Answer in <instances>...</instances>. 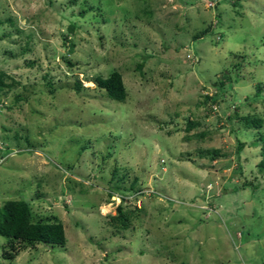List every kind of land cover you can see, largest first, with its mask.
I'll return each instance as SVG.
<instances>
[{
	"label": "rangeland",
	"instance_id": "374dc122",
	"mask_svg": "<svg viewBox=\"0 0 264 264\" xmlns=\"http://www.w3.org/2000/svg\"><path fill=\"white\" fill-rule=\"evenodd\" d=\"M263 134L264 0H0V264H264Z\"/></svg>",
	"mask_w": 264,
	"mask_h": 264
},
{
	"label": "trees",
	"instance_id": "16d2710c",
	"mask_svg": "<svg viewBox=\"0 0 264 264\" xmlns=\"http://www.w3.org/2000/svg\"><path fill=\"white\" fill-rule=\"evenodd\" d=\"M207 32H201L195 35L196 38L203 37ZM97 87L104 90L105 95L114 101L124 102L126 99V90L122 80V75L114 71L109 74L108 77H98L95 80ZM242 121L245 124H251V126L259 130L262 127L261 120H254L253 118L244 117ZM196 124L192 121L188 122L187 129L191 130ZM256 143L259 145L260 160L256 164L258 173L262 174L264 178V134L258 136ZM244 146L240 143L238 145V153ZM211 159H215L216 152H212ZM113 179V178H112ZM246 185H243L244 188ZM248 186V185H247ZM122 223V229H126V218L123 216L122 208L117 207V216L112 218ZM0 236L6 238L7 243H13V241H22L27 244H47L54 246H64L66 243L65 233L63 225L60 222L45 223V222H32V212L27 202L23 200L7 201L2 207H0ZM11 253L15 252L14 245L10 244ZM15 255V254H14ZM13 254H7L5 258L11 260L14 258ZM16 256V255H15Z\"/></svg>",
	"mask_w": 264,
	"mask_h": 264
}]
</instances>
